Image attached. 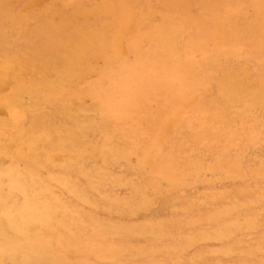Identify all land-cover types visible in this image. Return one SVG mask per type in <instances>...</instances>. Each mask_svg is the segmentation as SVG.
<instances>
[{"label": "rangeland", "instance_id": "obj_1", "mask_svg": "<svg viewBox=\"0 0 264 264\" xmlns=\"http://www.w3.org/2000/svg\"><path fill=\"white\" fill-rule=\"evenodd\" d=\"M0 145V264H264V0H0Z\"/></svg>", "mask_w": 264, "mask_h": 264}, {"label": "bare ground", "instance_id": "obj_2", "mask_svg": "<svg viewBox=\"0 0 264 264\" xmlns=\"http://www.w3.org/2000/svg\"><path fill=\"white\" fill-rule=\"evenodd\" d=\"M232 2V1H231ZM227 3V2H226ZM224 4V3H223ZM229 4V3H228ZM223 6H225V4L223 5ZM243 8H244V6H242ZM250 8V7H249ZM246 9V8H245ZM165 10V9H164ZM157 11H158V9H157ZM249 11H251V9L249 10ZM242 14V13H241ZM156 19V18H155ZM189 23V22H188ZM184 24V23H183ZM190 24V23H189ZM189 26V25H188ZM191 26V25H190ZM193 28V27H192ZM192 30V29H191ZM190 30V31H191ZM188 32H189V30H188ZM144 39V38H143ZM143 41H145V40H143ZM95 45H97V41L96 40H92V41H90L87 45H86V49L87 50H85V51H83V52H81V51H77L74 55H73V57H72V64L74 65V66H77L78 64H79V62H80V59H81V57L83 56V55H87L88 54V50L92 47V46H95ZM210 45V44H209ZM244 48V47H243ZM210 49V48H209ZM208 49V50H209ZM244 52H246L245 50H244ZM200 53V52H199ZM247 53V52H246ZM250 53V52H249ZM201 54V53H200ZM249 56V55H248ZM197 57V56H196ZM23 62V61H22ZM12 63V62H11ZM13 64H16V63H12V65ZM4 67H5V65H4ZM13 67V66H12ZM18 67H20V66H18ZM24 67V66H23ZM219 67V66H218ZM249 67V66H248ZM6 68V67H5ZM8 68V67H7ZM10 68H11V66H10ZM4 70V69H3ZM7 70H10V69H6V71ZM13 70V69H12ZM15 70V69H14ZM248 70V69H247ZM11 71V70H10ZM9 71V72H10ZM215 71V70H214ZM213 73V72H212ZM211 73V74H212ZM3 74H4V72H3ZM11 74V73H10ZM5 75H9V74H5ZM214 75V74H213ZM3 76V75H2ZM210 77H212V76H210ZM4 78V77H3ZM5 78H7V77H5ZM9 79H10V76H9ZM209 79V78H208ZM11 80V79H10ZM210 81V80H209ZM3 82V81H2ZM7 82H8V80H7ZM3 83H6V82H3ZM10 82H8L7 84H9ZM208 83V82H207ZM210 83V82H209ZM6 84V85H7ZM211 84V83H210ZM8 86V85H7ZM6 86V87H7ZM5 87V88H6ZM85 87V86H84ZM3 88V87H2ZM1 88V89H2ZM204 91V90H203ZM205 94V93H204ZM253 98H255V97H253ZM259 98V97H258ZM213 99H215V98H213ZM193 100V99H192ZM216 100V99H215ZM214 100V101H215ZM237 100V99H236ZM191 101V100H190ZM217 101V100H216ZM215 103H217V102H215ZM195 123V122H194ZM198 124V123H197ZM196 124V125H197ZM201 124H202V122H201ZM258 126V125H257ZM183 130H184V127L182 128ZM225 129V128H224ZM256 129V128H255ZM262 130V129H261ZM25 133H26V131H25ZM25 135V134H24ZM24 135H22V136H24ZM259 135V134H258ZM26 138V137H25ZM44 139H45V137H42L40 140H39V142H42V141H44ZM10 140L11 139H6V143L4 142V143H1L2 144V146H10L11 144H10ZM25 140V139H24ZM176 140V139H175ZM234 141V140H233ZM260 141V140H259ZM3 142V141H2ZM230 142V141H229ZM228 142V143H229ZM255 142V141H254ZM15 143V142H14ZM217 143V142H216ZM231 143V142H230ZM229 143V144H230ZM259 143V142H258ZM16 144V143H15ZM14 144V147H16V150H17V152L20 154V155H23L24 153H26L25 151V149H26V147L24 148H22L20 145H15ZM232 144V143H231ZM235 144V143H234ZM252 144V143H251ZM233 145V144H232ZM260 145V144H259ZM1 146V145H0ZM2 146H1V148H2ZM7 146V147H8ZM39 146H40V143H39ZM43 146V145H42ZM261 146V145H260ZM44 147V146H43ZM51 147V146H50ZM9 148V147H8ZM198 148V147H197ZM234 148V147H233ZM232 148V149H233ZM252 148V147H251ZM202 149V148H201ZM200 149V150H201ZM220 149V148H219ZM232 149L230 150V151H232ZM7 150V149H6ZM223 150V149H222ZM225 150H227V149H225ZM11 152H12V150H10ZM199 151V150H198ZM218 151V150H217ZM228 151V150H227ZM233 151H234V149H233ZM255 151V150H254ZM7 152V151H6ZM15 152V151H14ZM28 152V151H27ZM218 152H220V151H218ZM237 152V151H236ZM16 153V152H15ZM29 153V152H28ZM200 153V152H199ZM1 154V153H0ZM11 154V153H10ZM30 154V153H29ZM31 154H32V152H31ZM37 154V153H36ZM223 154H224V151H223ZM230 154L231 153H228V155L230 156ZM20 155H19V157H20ZM25 155V154H24ZM28 155V154H27ZM61 155V154H60ZM66 155V154H65ZM67 155H69V154H67ZM71 155V154H70ZM69 155V156H70ZM215 155V154H214ZM228 155H224V156H227L228 157ZM232 155H233V153H232ZM59 156V155H58ZM197 156V155H196ZM5 157V156H4ZM13 157V156H12ZM24 157V156H23ZM73 157V156H72ZM202 157V156H201ZM200 157V158H201ZM231 157V156H230ZM3 158V157H2ZM27 158H29V156H27ZM205 158V157H204ZM4 159H6V157L4 158ZM16 159V158H15ZM20 159V158H19ZM208 159H210V158H208ZM235 159V158H234ZM14 160V159H13ZM21 160V159H20ZM53 160V159H52ZM59 160H61V158H59ZM239 160V159H238ZM2 161V160H1ZM4 161V160H3ZM8 161V160H7ZM23 161V160H22ZM153 161V160H152ZM235 161V160H234ZM121 163V162H120ZM225 163V162H224ZM224 163H222V164H224ZM239 163V162H238ZM1 164V163H0ZM22 164V163H21ZM86 164V163H85ZM227 164V163H226ZM46 165V164H45ZM127 165V164H126ZM86 166V165H85ZM116 166V165H115ZM230 167V166H229ZM40 168V167H39ZM38 168V169H39ZM49 168V167H48ZM13 169H15V168H13ZM42 169V168H41ZM51 169V168H50ZM58 169V168H57ZM76 169V168H75ZM20 170V169H19ZM22 170V169H21ZM61 170V169H60ZM14 171V170H13ZM13 171H11V173L13 172ZM63 171H65V170H63ZM121 171V170H120ZM24 172V171H23ZM123 172H126V171H124L123 170ZM129 172H130V170H129ZM17 173H18V171H17ZM26 173V172H25ZM69 173H71L70 171H69ZM173 173V172H172ZM10 174V173H9ZM8 174V175H9ZM15 174H16V172H15ZM34 174V173H33ZM73 174V173H72ZM4 175V174H3ZM5 175H6V173H5ZM19 175H21L20 173H19ZM16 176V175H15ZM22 176V175H21ZM23 176H24V174H23ZM22 176V177H23ZM29 176V175H28ZM32 176V175H31ZM7 177H9V176H7ZM55 177V176H54ZM12 181L8 184V190H6V189H4L3 190V188H2V185L0 184V194L1 193H4V194H7L8 196H4V197H6V198H9V199H11V200H15V199H21L20 197H19V194H21V193H24V192H27V191H29V185L27 184V183H25V182H23V181H19L18 180V178L17 177H14V176H12ZM24 178V177H23ZM38 179V178H37ZM56 179V178H55ZM61 179H62V177H61ZM61 179H59L58 181H60ZM64 179H67V178H64ZM32 180H34V179H31V181ZM63 180V179H62ZM70 180H72V179H70ZM73 180H74V178H73ZM6 181V180H5ZM38 181H40V180H38ZM66 181V180H65ZM77 181V180H76ZM197 181V180H196ZM232 181V180H231ZM234 181V180H233ZM237 181H239V180H237ZM1 182V181H0ZM37 182V181H36ZM47 182V181H46ZM86 182V181H85ZM135 182V181H134ZM2 184H3V182H1ZM38 183V182H37ZM41 183H42V181H41ZM44 183V182H43ZM73 183L75 184V181H73ZM80 183V182H79ZM165 183V182H164ZM230 183V182H229ZM233 183V182H232ZM243 183V182H242ZM36 184V183H35ZM40 184V182L37 184V185H39ZM53 184V183H52ZM52 184H50V185H52ZM72 184V183H71ZM70 184V185H71ZM101 184V183H100ZM106 184V183H105ZM111 184V183H110ZM58 185V184H57ZM68 185H69V183H68ZM73 185V184H72ZM88 184L86 183V186H87ZM263 185V184H262ZM76 186H77V184H76ZM41 187H42V184H41ZM46 187H49V186H46ZM58 187V186H57ZM79 187V186H78ZM118 187V186H117ZM6 188V187H5ZM52 188V187H51ZM51 188H49V189H51ZM61 188V187H60ZM101 187H99V189H100ZM122 188V187H121ZM68 189H69V187H68ZM86 189V188H85ZM84 189V190H85ZM195 189V188H194ZM229 189H230V187H229ZM6 190V191H5ZM44 189H42L41 191L42 192H45V191H43ZM62 190V189H61ZM78 190H79V188H78ZM81 190V189H80ZM5 191V192H4ZM49 191V190H48ZM47 191V192H48ZM102 191V190H101ZM125 191V190H124ZM139 191V190H138ZM36 192H38V191H35L34 193H36ZM41 192V193H42ZM53 192V191H52ZM56 192V191H55ZM64 192H65V190H64ZM170 192V191H169ZM32 193H33V191H32ZM40 193V191H39V193L38 194H41ZM49 194H50V192H48ZM57 193V192H56ZM86 193V192H85ZM94 193H96L95 191H94ZM260 193V192H259ZM55 194V193H54ZM98 194V193H97ZM30 195V194H29ZM33 195H36V194H33ZM42 195V194H41ZM50 195H52V194H50ZM68 195V194H67ZM110 195V194H109ZM112 195V194H111ZM238 195V194H237ZM26 196H27V194H26ZM95 196V195H94ZM233 196V195H232ZM40 197V196H39ZM46 197V196H45ZM44 197V198H45ZM48 197V196H47ZM53 197V196H52ZM57 197V196H56ZM197 197V196H196ZM238 197V196H237ZM3 198V197H2ZM26 198V197H25ZM33 198V197H32ZM35 198V197H34ZM37 199H38V197H36ZM35 198V199H36ZM43 198V199H44ZM60 198V197H59ZM63 198H66V197H64L63 196ZM74 198V197H73ZM88 198V197H87ZM97 198H98V196H97ZM234 198V197H233ZM31 199V198H30ZM36 199V200H37ZM50 199V198H49ZM75 199V198H74ZM85 199V198H84ZM3 200V199H2ZM26 201L28 200V199H25ZM24 200V201H25ZM56 200V199H55ZM94 200V199H93ZM30 201V200H29ZM29 201H27L26 203L27 204H25L24 205V207L23 208H20L19 207V209H21V210H18L17 212H15V213H11V214H9V217H8V219L5 221V220H3L4 218H2V216H1V214H0V260L2 259L3 260V258H5V257H7V256H12V257H14V258H17V257H19L22 253H23V242L24 241H17V240H19V239H16V235L18 234V233H22V236L24 237V235H25V237L24 238H26L27 239V242H31V244H32V246L34 247V249H33V252L31 253V255H34L35 257H37V258H40L42 255V253H41V251H40V248H39V246H38V244H37V241L34 239L35 238V236H33V232L34 231H32V233H30V228H33V226H35V225H37L36 224V222H37V218H38V216H39V214H40V211H38L39 210V208L38 207H32V206H30V205H28L29 204ZM37 201H39V199L37 200ZM64 201V200H63ZM11 202V201H10ZM15 202H16V200H15ZM41 202H43V201H41ZM46 202V201H45ZM45 202H44V205H45ZM56 202V201H55ZM58 202V201H57ZM65 202V201H64ZM63 202V203H64ZM101 202V201H100ZM104 202V201H103ZM3 203V202H2ZM4 203L6 204V202L4 201ZM3 203V204H4ZM49 203V202H48ZM52 203H53V201H52ZM59 203V202H58ZM90 203V202H89ZM92 203H95V202H92ZM102 203V202H101ZM164 203H165V201H164ZM212 203V202H211ZM247 203V202H246ZM16 204V203H15ZM19 204V203H18ZM32 204V203H31ZM54 204V203H53ZM97 204H98V202H97ZM50 205V204H49ZM60 205V204H59ZM63 205V204H62ZM64 205H66V204H64ZM84 205V204H83ZM91 205V204H90ZM99 205V204H98ZM105 205H107V204H105ZM162 205V204H161ZM15 206V205H14ZM46 207L48 206V205H45ZM61 206V205H60ZM67 206H70V205H68L67 204ZM160 206V205H159ZM164 205H162V207H163ZM252 206V205H251ZM43 207V206H42ZM62 207V206H61ZM97 207V206H96ZM166 207V206H165ZM48 209H49V206L47 207ZM56 208H58V207H56ZM87 208V207H86ZM85 208V209H86ZM159 208V207H158ZM161 208V207H160ZM213 208V207H212ZM53 209H55V208H53ZM62 209V208H61ZM66 209V208H65ZM113 209V208H112ZM214 209V208H213ZM72 211V210H71ZM171 211V210H170ZM209 211V210H208ZM52 212V211H51ZM189 212V211H188ZM42 213V212H41ZM53 213V212H52ZM106 213H108V212H106ZM155 213H156V210H155ZM202 213V212H201ZM247 213V212H246ZM69 214V213H68ZM71 214V213H70ZM69 214V215H70ZM242 214V213H241ZM257 214V213H256ZM171 215V214H170ZM184 215V214H183ZM182 215V216H183ZM189 215V214H188ZM233 215V214H232ZM255 215V214H254ZM51 216H52V214H51ZM50 216V217H51ZM62 216V215H61ZM204 216H205V214H204ZM48 217V216H47ZM57 217V216H56ZM191 217V216H190ZM234 217V216H233ZM257 217H258V215H257ZM49 218V217H48ZM64 218H66V217H64ZM231 218V217H230ZM235 218V217H234ZM61 219V218H60ZM67 219H69V218H67ZM183 219V218H182ZM203 220H204V218H202ZM48 220V219H47ZM88 220V219H87ZM58 221H60V220H58ZM70 221V220H69ZM89 221V220H88ZM87 221V222H88ZM41 222V221H40ZM51 223H52V221H50ZM61 222V221H60ZM65 222V221H64ZM74 222V221H73ZM67 223V222H66ZM260 223V222H259ZM49 224V223H48ZM58 224V223H57ZM72 224V223H71ZM179 224H180V222H179ZM258 224V223H257ZM53 225H55V223L53 224ZM67 225V224H66ZM87 225H88V223H87ZM90 225V224H89ZM181 225V224H180ZM39 226V225H38ZM58 226V225H57ZM59 226H60V224H59ZM204 226V225H203ZM36 227V226H35ZM54 227V226H53ZM68 227V226H67ZM188 227V226H187ZM38 228V227H37ZM51 229V228H50ZM88 229V228H87ZM32 230V229H31ZM126 230V229H125ZM262 230V229H261ZM47 231H48V229H47ZM130 231V230H129ZM45 232V231H44ZM55 232V231H54ZM60 232V231H59ZM66 232V231H65ZM131 232V231H130ZM225 232V231H224ZM52 233H53V231H52ZM62 233V232H61ZM106 233V232H105ZM32 234V235H31ZM49 234V233H48ZM87 234H89V233H87ZM43 235V234H42ZM46 234H44L43 235V237L45 236ZM50 235V234H49ZM68 235V234H67ZM82 235V234H81ZM239 235V234H238ZM94 236V235H93ZM92 236V237H93ZM249 236V235H248ZM95 237V236H94ZM251 238V237H250ZM253 238V237H252ZM264 238V237H263ZM46 239V238H45ZM65 239V238H64ZM96 239H98V237L96 238ZM53 240V239H52ZM90 240V239H89ZM99 240V239H98ZM101 240V239H100ZM99 240V241H100ZM133 240V239H132ZM249 240V239H248ZM264 241V240H263ZM52 242H54V241H52ZM95 242V241H94ZM104 242V241H103ZM259 242H260V240H259ZM262 242V241H261ZM45 243V242H44ZM97 243H99V242H97ZM263 243V242H262ZM64 244V243H63ZM66 244V243H65ZM67 245V244H66ZM251 245V244H250ZM254 245H255V243H254ZM260 245V244H259ZM253 246V245H252ZM256 246V245H255ZM85 247V246H84ZM90 247V246H89ZM65 248H66V246H65ZM96 248V247H95ZM99 248H101V247H99ZM68 249H70V248H68ZM177 249V248H176ZM255 249H258V248H255ZM260 249V248H259ZM113 249H111V251H112ZM248 250V249H247ZM254 250V249H253ZM68 251V250H67ZM72 251V250H71ZM75 251V250H74ZM114 251V250H113ZM251 251H252V249H251ZM76 252V251H75ZM28 254V253H27ZM78 254V253H77ZM29 255V254H28ZM88 255H89V253H88ZM91 255V254H90ZM72 258V257H71ZM94 258V257H93ZM91 260H92V258H91ZM41 261V260H40ZM43 261V260H42ZM124 261V260H123ZM257 263V262H256ZM255 263V264H256ZM211 264H212V262H211Z\"/></svg>", "mask_w": 264, "mask_h": 264}]
</instances>
